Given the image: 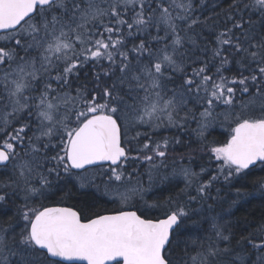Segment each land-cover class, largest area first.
<instances>
[{
    "label": "snow or ice",
    "instance_id": "6c2138e0",
    "mask_svg": "<svg viewBox=\"0 0 264 264\" xmlns=\"http://www.w3.org/2000/svg\"><path fill=\"white\" fill-rule=\"evenodd\" d=\"M0 264H264V0H0Z\"/></svg>",
    "mask_w": 264,
    "mask_h": 264
},
{
    "label": "trees",
    "instance_id": "16d2710c",
    "mask_svg": "<svg viewBox=\"0 0 264 264\" xmlns=\"http://www.w3.org/2000/svg\"><path fill=\"white\" fill-rule=\"evenodd\" d=\"M163 131V130H162ZM219 131V130H217ZM165 135H168L169 133L167 131L164 132ZM219 140H223L224 136L222 135H218L216 137ZM171 160V158H170ZM144 181H145V185H147V177H144ZM169 195L168 191L162 188H154L151 192H149L147 194L149 199H154L159 197L161 200H163L164 198H166ZM221 196L223 197L224 201H228L229 197L235 196V189H232L231 191H228V189L222 188L221 189ZM86 197H81V196H74L73 199L68 200L67 203L71 206H79L77 204V201L79 200H86ZM251 199V198H250ZM112 207V205H108V204H104V203H100L97 205V209L98 211H105V210H110ZM224 209L227 210V203H225L223 205ZM261 202L259 200V198L257 197L256 199H253L251 204L246 205V207L241 211V212H237V218H243L245 215L248 216L249 220H253L254 217H259L260 212H261ZM235 210V209H233ZM216 212H220L221 209L219 207L215 208Z\"/></svg>",
    "mask_w": 264,
    "mask_h": 264
}]
</instances>
